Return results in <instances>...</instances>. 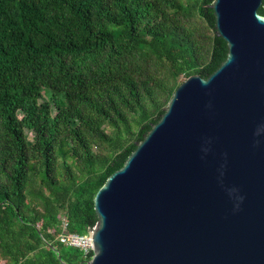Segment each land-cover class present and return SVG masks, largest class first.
Masks as SVG:
<instances>
[{"label":"trees","instance_id":"obj_1","mask_svg":"<svg viewBox=\"0 0 264 264\" xmlns=\"http://www.w3.org/2000/svg\"><path fill=\"white\" fill-rule=\"evenodd\" d=\"M212 2L0 0L5 264L92 258V250L60 241L62 220L68 232L93 228L96 192L160 119L178 85L193 74L207 78L225 60ZM258 12L264 15V0Z\"/></svg>","mask_w":264,"mask_h":264},{"label":"water","instance_id":"obj_2","mask_svg":"<svg viewBox=\"0 0 264 264\" xmlns=\"http://www.w3.org/2000/svg\"><path fill=\"white\" fill-rule=\"evenodd\" d=\"M262 0H213L228 47L176 88L94 197L87 264H264Z\"/></svg>","mask_w":264,"mask_h":264},{"label":"built area","instance_id":"obj_3","mask_svg":"<svg viewBox=\"0 0 264 264\" xmlns=\"http://www.w3.org/2000/svg\"><path fill=\"white\" fill-rule=\"evenodd\" d=\"M62 227L64 229L63 232L60 233L59 239L66 245L79 247L85 251L92 250L93 251V239H92V229L90 228L86 233L79 234L76 232H68L65 231L67 228V221L63 218Z\"/></svg>","mask_w":264,"mask_h":264},{"label":"rangeland","instance_id":"obj_4","mask_svg":"<svg viewBox=\"0 0 264 264\" xmlns=\"http://www.w3.org/2000/svg\"><path fill=\"white\" fill-rule=\"evenodd\" d=\"M45 96H46V94H45ZM19 115L21 116V113ZM104 129H105L106 132H110L112 130V127L110 125L105 124L104 125ZM26 135H27V139H28L29 142H32L34 140V132L33 131L27 130L26 131ZM94 150H99V149L94 147ZM100 150L103 151L102 148H100ZM5 263H6V260H4L0 256V264H5Z\"/></svg>","mask_w":264,"mask_h":264}]
</instances>
